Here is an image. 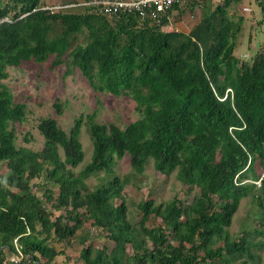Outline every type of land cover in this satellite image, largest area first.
<instances>
[{
  "label": "trees",
  "instance_id": "1",
  "mask_svg": "<svg viewBox=\"0 0 264 264\" xmlns=\"http://www.w3.org/2000/svg\"><path fill=\"white\" fill-rule=\"evenodd\" d=\"M239 1L221 0L183 33L132 13L51 12L40 0H0V80L7 66L51 57V66L77 68L93 90L131 97L139 114L123 128L88 114L92 151L75 172L84 156L82 116L68 131L42 118L43 147L17 146L13 124L25 105L0 81V161L8 169L0 175V264H55L65 253L55 243L67 246L84 225L113 242L109 250L82 246L84 264H255L260 241L248 230L236 238L227 230L242 197L263 207L253 191L257 162L264 171V50L248 60L235 55L243 16L229 11ZM125 154L135 172L152 159L156 171L175 172L198 193L188 204L177 196L142 200L132 225L123 183L113 175L115 158ZM100 171L111 178L89 189L85 179ZM38 178L43 184L32 182ZM40 185L42 197L31 189ZM151 215L160 220L147 226Z\"/></svg>",
  "mask_w": 264,
  "mask_h": 264
},
{
  "label": "rangeland",
  "instance_id": "2",
  "mask_svg": "<svg viewBox=\"0 0 264 264\" xmlns=\"http://www.w3.org/2000/svg\"><path fill=\"white\" fill-rule=\"evenodd\" d=\"M240 4H242V9L244 7L248 10L241 8L235 10L237 15L243 16V23L236 38L234 52L236 56L248 60L258 48L264 50V9L262 7L264 0H240ZM235 5L237 6V3ZM78 8L73 7L72 11H80L81 8ZM83 39L84 36L79 34L78 40L83 41ZM5 71L6 76L0 81L9 89L14 102H22L25 105L23 120L13 124L17 146L33 151L43 147L44 138L38 129V123L42 118L52 117L56 119L61 129L68 131L74 120L82 116L79 140L84 156L82 162L74 169L75 172H78L89 161L92 151V139L86 123L88 114L94 113L95 122H111L120 128L139 116L135 109V101L131 97L93 90L77 68L70 64L51 66V57L42 63L32 60L23 61L19 66H7ZM55 104L59 106V112ZM60 154L62 156L61 150ZM255 167L264 178V171L258 162ZM7 171L5 161H0V175L4 177ZM113 175L123 183L122 195L127 207V219L134 226H138L141 217L138 206L140 201L151 198L155 203H164L177 196L181 202L188 204L193 195L198 193V188H189L178 181L175 172L164 175L156 171L152 159L147 161L142 172L137 173L130 166L127 154L116 157ZM110 178L111 175L100 171L88 176L85 182L87 187L92 189ZM44 181L45 179L38 178L32 182L43 184ZM246 181L251 182L250 179ZM43 186H32L31 189L42 197ZM53 189L56 192V188ZM253 192L259 193L263 207L251 201L248 195L242 197L227 230L232 238L238 237L241 231L248 230L252 232L253 240L264 243V188L257 186ZM46 204L49 205V202ZM58 212L54 211L55 214ZM159 220L158 217L151 215L146 225L152 226ZM253 230L260 231L256 234ZM90 242H93L96 247L105 246L107 250L113 245V242L105 237L99 228L84 225L77 230L67 246L55 243L57 250L64 249L65 253L57 255L54 263L84 264L79 258V251L82 246ZM261 251H263L261 255H264V248ZM131 253V247L127 245L125 254L130 255ZM19 258L16 257V259Z\"/></svg>",
  "mask_w": 264,
  "mask_h": 264
},
{
  "label": "built area",
  "instance_id": "3",
  "mask_svg": "<svg viewBox=\"0 0 264 264\" xmlns=\"http://www.w3.org/2000/svg\"><path fill=\"white\" fill-rule=\"evenodd\" d=\"M186 1L187 0H84L83 2L72 4L43 5L42 9L54 12L83 6L103 14L132 13L144 24L157 26L161 30H164V20L167 17L169 9L173 6H181ZM243 10H248V8H243ZM261 178L262 176L254 181L257 186H260Z\"/></svg>",
  "mask_w": 264,
  "mask_h": 264
},
{
  "label": "crops",
  "instance_id": "4",
  "mask_svg": "<svg viewBox=\"0 0 264 264\" xmlns=\"http://www.w3.org/2000/svg\"><path fill=\"white\" fill-rule=\"evenodd\" d=\"M84 0H40L43 5H54V4H72L80 3ZM220 2L219 0H187L181 6H173L167 12V17L164 20V31H180L183 33H188L190 28L201 19L205 12L213 10L216 4ZM236 8L242 9V4L240 1L230 9L229 14L233 15ZM244 8V7H243ZM243 10V9H242ZM238 13L235 12V15ZM261 243V248L253 249V253L257 256L254 263L264 264V255H261L264 248V243ZM258 250V252H257ZM260 250V251H259Z\"/></svg>",
  "mask_w": 264,
  "mask_h": 264
}]
</instances>
